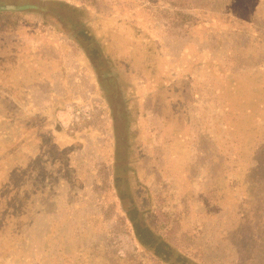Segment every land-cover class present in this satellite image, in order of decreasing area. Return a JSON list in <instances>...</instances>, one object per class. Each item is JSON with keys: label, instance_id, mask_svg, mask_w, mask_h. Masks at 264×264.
Masks as SVG:
<instances>
[{"label": "rangeland", "instance_id": "1", "mask_svg": "<svg viewBox=\"0 0 264 264\" xmlns=\"http://www.w3.org/2000/svg\"><path fill=\"white\" fill-rule=\"evenodd\" d=\"M239 3L0 0L14 7L0 10V264H264V208L255 226L258 211L233 198L211 209L204 193L186 203L208 188L210 152L167 143L177 121L160 116L164 68L154 70L149 50L171 62L195 44L247 63L226 58L248 46L228 30L253 22L251 5ZM211 18L225 26L218 34L203 24ZM210 148L214 172L221 156ZM160 216L171 235L155 225Z\"/></svg>", "mask_w": 264, "mask_h": 264}, {"label": "trees", "instance_id": "2", "mask_svg": "<svg viewBox=\"0 0 264 264\" xmlns=\"http://www.w3.org/2000/svg\"><path fill=\"white\" fill-rule=\"evenodd\" d=\"M241 1L251 5V13H255L251 15V22H253L248 21L249 25H245L241 23L244 20H241L237 23L238 25L228 30L231 31L230 33L241 35L239 40L245 41L248 48L242 47L243 51L231 48L232 52L226 58H248L247 63H224L220 60L224 58L222 51H215L211 55L203 48L196 50L195 44L190 46L191 49L186 48L184 53L178 57L181 62L178 59L168 62L169 57L165 60L161 59L162 56L158 55L157 49L153 50L149 47V50L152 56L158 59L154 70L159 71L161 64L164 68V71L161 70L160 73L159 85L163 96L168 100H163L161 105L164 113L160 116L164 121L169 117L177 121V124L173 126L171 139H166L167 143L170 145L173 142L178 145L184 143L188 146L190 144L198 153H200L198 150L200 144L207 143V149L210 152L208 156L206 155L207 165L202 167L208 178V188L205 192H199L197 200H194L193 194H191L192 197L189 195L186 203L200 202V196L204 193L208 201V209H211L217 202L223 199L230 201L233 198L231 205L243 207L249 204L252 209L258 211L257 216L253 218L255 221L253 224L258 226L263 221L260 211L264 208V27L261 26L264 20L260 14H256L258 7L262 9V12L264 11V0H225L226 3L235 4L236 8L240 6ZM184 22L185 20L182 24H185ZM212 23H216L217 27H213ZM203 24L208 29H213L211 33L217 32V34L218 31L221 32L219 28L223 25L217 18H211ZM136 31L138 32L137 29ZM83 34L89 37L86 31ZM201 35L203 36V33ZM149 73L155 72L149 71ZM60 106L62 104L56 105L53 112ZM168 108L169 113L166 114ZM9 119L12 120L11 117ZM193 119L200 122V124L198 122L200 127H204V132L199 134L200 137L197 136ZM198 124L196 123V127ZM31 125L33 123L29 122L25 127H31ZM25 131L21 128L20 133H25ZM74 138L76 137L65 136L66 142L73 141L72 145L76 142ZM27 141L29 140L22 143V150H29L24 146ZM52 144L57 147L60 145L58 140L52 141ZM211 146H216L218 155L221 156L219 166L214 172L210 170V164L215 156L211 154ZM43 150L44 147L38 144L33 152L37 155ZM187 157L182 160H186ZM122 181L123 188L127 192V196L123 198L130 199L128 196L131 194L128 186L129 180L123 179ZM188 188L192 190V187ZM118 211L123 219L129 214L126 208H120ZM148 211L151 212L149 206L145 208L146 214H149ZM241 216L243 217L244 214ZM154 223L166 235L174 232V227L169 226L165 217L160 216L158 220L155 218ZM131 224L134 233L139 238L135 222ZM158 239L153 240L156 242L155 245L152 244L154 245L152 250L155 253L160 245L159 240L161 239Z\"/></svg>", "mask_w": 264, "mask_h": 264}, {"label": "water", "instance_id": "3", "mask_svg": "<svg viewBox=\"0 0 264 264\" xmlns=\"http://www.w3.org/2000/svg\"><path fill=\"white\" fill-rule=\"evenodd\" d=\"M30 7V5H20L18 6V8L22 9V8H27ZM10 9H14V7L12 6H0V10H10Z\"/></svg>", "mask_w": 264, "mask_h": 264}, {"label": "flooded vegetation", "instance_id": "4", "mask_svg": "<svg viewBox=\"0 0 264 264\" xmlns=\"http://www.w3.org/2000/svg\"><path fill=\"white\" fill-rule=\"evenodd\" d=\"M30 7H33V6L31 5ZM30 7H29V8H30ZM57 98H65V97H62V96H61V97H57Z\"/></svg>", "mask_w": 264, "mask_h": 264}]
</instances>
